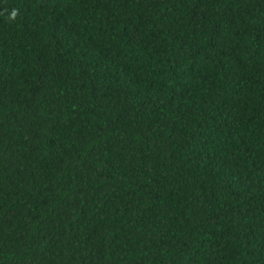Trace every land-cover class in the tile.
Segmentation results:
<instances>
[{
	"label": "trees",
	"instance_id": "1",
	"mask_svg": "<svg viewBox=\"0 0 264 264\" xmlns=\"http://www.w3.org/2000/svg\"><path fill=\"white\" fill-rule=\"evenodd\" d=\"M0 264H264V0H0Z\"/></svg>",
	"mask_w": 264,
	"mask_h": 264
}]
</instances>
